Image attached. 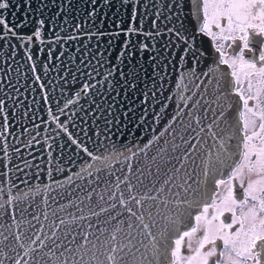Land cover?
Segmentation results:
<instances>
[{"label": "snow or ice", "instance_id": "6c2138e0", "mask_svg": "<svg viewBox=\"0 0 264 264\" xmlns=\"http://www.w3.org/2000/svg\"><path fill=\"white\" fill-rule=\"evenodd\" d=\"M103 2L116 15L101 13L88 38L107 37L108 47L82 56L90 71L69 67L62 77H71L69 91L79 90L61 113L82 96L91 102L87 110L81 106L89 127L79 130L87 139L49 107L51 123L79 150L83 166L63 184L35 185L44 210L27 220L32 205L18 206L33 191L20 189L11 174L14 159L24 164L16 163V171L32 165L20 147L15 156L10 151L9 139L19 144L20 138L0 99V214L11 220L0 224V264H264V0ZM10 6L0 0V40L19 42L47 103L36 60L46 57L47 73L64 52L54 59L45 46L77 37L60 35L44 18L9 21L2 10ZM99 6L91 0L90 18ZM26 27L30 33L20 31ZM6 77L0 91L13 86ZM128 135L140 142L125 143ZM32 140L23 146L32 147ZM54 159L49 151V178ZM71 189L75 199L60 204L62 190L71 196ZM53 202L59 207L49 211Z\"/></svg>", "mask_w": 264, "mask_h": 264}, {"label": "water", "instance_id": "95a60500", "mask_svg": "<svg viewBox=\"0 0 264 264\" xmlns=\"http://www.w3.org/2000/svg\"><path fill=\"white\" fill-rule=\"evenodd\" d=\"M10 8L2 10L5 17L12 22H19L23 14L29 15L33 18H44L46 23L50 22L51 26L54 27L62 36L74 35L77 39L73 41H61L59 44L53 43L45 46V52L50 47L53 50V57L55 59L59 52L63 51L64 56L60 59L55 60V66H50V70L45 73L43 64L48 63L46 57L42 56L36 60L39 66V72L42 77V81L46 85V91L49 96V101L46 103L43 100L42 90L39 89L37 83L34 81V76L30 71V64L27 60V56L24 55L23 49L19 48V42L15 39L0 40V77H3L7 72V79L12 81V87H5L0 91V99L6 100V109L9 113V119L11 121V127L13 135L20 138V143L17 144L11 138L9 139L10 151H13L15 147L22 149L23 158L31 163V167L26 168L23 172L15 170L14 165L20 163L23 168V161L14 159L13 172L11 174L12 180L19 185V188L28 191L29 188L33 191V197L29 199L24 205L18 207H27L30 203L32 208L28 209L25 213V219H31V214H42L44 207L42 204V195L35 191V185H40L42 188L47 184H53L56 186V182L63 184L65 175H71L72 172H78L83 166L84 158L76 150L75 153L72 151L74 146L66 141V137L63 132L56 129L55 124L51 123L49 114V107L53 114L60 117V120L68 124L70 130L74 132L78 138L87 139L82 132L80 127H89L88 124H84L83 121L86 119V111L81 110L83 106L84 110L89 109L90 100L86 97H81L80 101L76 105H70L65 108L64 112L61 113L60 109L63 107L65 102L69 99H75V92L79 90L78 86H72V90L69 91V82L71 77H68L66 82L62 77L68 71V68L76 69L79 67L80 73L85 70H91V64L88 65L87 69L85 65L80 63L82 56H87L90 53H103L108 45L104 42L107 37L103 40L93 37L88 38V34L96 32L100 26V14L103 13L105 17L116 15V12L109 7L104 6L103 0H99V7L96 9L97 18L93 19L88 16L89 5L91 0H9ZM30 2L31 7H27ZM120 0H115L117 7H119ZM126 12V9L123 10ZM126 19V15L124 16ZM76 24H82L80 31L75 28ZM112 21L107 20L105 24V30L110 29ZM32 27H35L33 24ZM31 27H26L20 31L23 33H30ZM48 34V39L53 40V33L45 29ZM210 45L211 41L208 38H204ZM15 45V50L13 49ZM12 54V58H9V54ZM144 54H141V56ZM99 59V56H97ZM7 61V63H5ZM143 63V60L140 61ZM150 63V61H149ZM95 64V60L92 61ZM202 67H204L202 65ZM12 71L8 72V69ZM101 72L104 69H100ZM26 73V75H25ZM95 75V73H93ZM102 79V76L97 77ZM85 77L80 75V82H83ZM19 89V92L16 89ZM8 95H4V92ZM103 91V89H102ZM11 97V99H9ZM19 97V99H17ZM126 99V98H125ZM59 102V104L57 103ZM27 112V116L24 113ZM73 113H78L74 115ZM94 126L90 128L94 131ZM135 131V129H133ZM142 137H151L153 135L150 131H142L140 134ZM35 137V140L32 138ZM55 137V139H53ZM95 139V137H93ZM140 142V137L128 135L125 138V143H131L133 140ZM32 140V147L25 148L23 145L26 141ZM89 147L95 149V145L88 142ZM53 144V149H48L47 145ZM60 146H63L61 148ZM49 151H52L55 159L52 161L51 166L53 167V178L48 177L49 167ZM2 158V153H0ZM57 168L63 169L64 171H58ZM71 169V171H68ZM20 180H24L26 183L21 184ZM77 183H80L77 181ZM84 185L81 184V187ZM67 187V186H65ZM72 195H68V191L61 192L60 204H66L68 200L75 199V189H71ZM81 195H83L81 193ZM4 198L0 197V202ZM77 203L79 201H76ZM59 205L53 204L50 206L49 211L55 210ZM72 212H76V209H71ZM59 216H66V212L58 213ZM42 219V216H41ZM11 223L9 217L0 214V224ZM33 223H36L33 221Z\"/></svg>", "mask_w": 264, "mask_h": 264}]
</instances>
